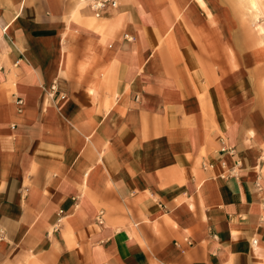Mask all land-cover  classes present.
I'll list each match as a JSON object with an SVG mask.
<instances>
[{
    "label": "crops",
    "instance_id": "1",
    "mask_svg": "<svg viewBox=\"0 0 264 264\" xmlns=\"http://www.w3.org/2000/svg\"><path fill=\"white\" fill-rule=\"evenodd\" d=\"M96 1L0 0V264H264L240 1Z\"/></svg>",
    "mask_w": 264,
    "mask_h": 264
},
{
    "label": "rangeland",
    "instance_id": "2",
    "mask_svg": "<svg viewBox=\"0 0 264 264\" xmlns=\"http://www.w3.org/2000/svg\"><path fill=\"white\" fill-rule=\"evenodd\" d=\"M241 7H242V11H238V13L240 14V17L242 18L243 22L248 23L250 22L252 25V30L254 32H256L261 38H260V42L264 45V39L263 36H261V34L258 32V30L255 28L254 22H256V19L254 17V14L249 10V3L247 0H239ZM263 2V0H261ZM260 21L264 22V17H260ZM247 33L250 34L249 32V27L246 28ZM251 30V32H252Z\"/></svg>",
    "mask_w": 264,
    "mask_h": 264
},
{
    "label": "built area",
    "instance_id": "3",
    "mask_svg": "<svg viewBox=\"0 0 264 264\" xmlns=\"http://www.w3.org/2000/svg\"><path fill=\"white\" fill-rule=\"evenodd\" d=\"M107 2H111V3L115 4V5L117 4V0H98V1H96L95 5L103 6ZM6 29H7L6 27L2 28V31L5 32ZM62 97H64V95ZM18 103L21 104V103H23V101L21 99H19ZM232 172H234V170H232ZM253 243L257 244V239H253Z\"/></svg>",
    "mask_w": 264,
    "mask_h": 264
},
{
    "label": "bare ground",
    "instance_id": "4",
    "mask_svg": "<svg viewBox=\"0 0 264 264\" xmlns=\"http://www.w3.org/2000/svg\"><path fill=\"white\" fill-rule=\"evenodd\" d=\"M250 1V0H249ZM251 7H254L255 8V11H256V13L257 14H260L261 15V10H260V8H259V5H258V2H257V0H251ZM254 11V10H253ZM255 13V12H254ZM262 16V15H261Z\"/></svg>",
    "mask_w": 264,
    "mask_h": 264
}]
</instances>
